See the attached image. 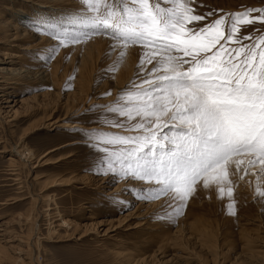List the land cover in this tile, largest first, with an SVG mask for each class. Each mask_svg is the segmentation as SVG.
<instances>
[{"label": "snow or ice", "instance_id": "6c2138e0", "mask_svg": "<svg viewBox=\"0 0 264 264\" xmlns=\"http://www.w3.org/2000/svg\"><path fill=\"white\" fill-rule=\"evenodd\" d=\"M80 3L32 17L47 59L97 37L121 61L130 51L138 59L115 101L86 109L78 118L86 127L61 129L102 157L94 174L137 182L125 190L138 201L165 198L171 211L161 223H175L201 186L215 185L238 216L234 185L254 178V199L264 203V0L237 11L209 0Z\"/></svg>", "mask_w": 264, "mask_h": 264}, {"label": "rangeland", "instance_id": "374dc122", "mask_svg": "<svg viewBox=\"0 0 264 264\" xmlns=\"http://www.w3.org/2000/svg\"><path fill=\"white\" fill-rule=\"evenodd\" d=\"M209 2L226 11L257 4V0ZM49 6L52 12L72 8L51 0H0V21L9 17L27 26L38 10L47 16ZM28 29L34 36L29 41L36 34ZM0 31V66H8L13 59L4 54L21 56L25 51L12 46L25 40H12L14 30L1 26ZM87 44L65 55L69 62L76 54V60L62 64L57 85L36 80L33 85L5 87L0 80V264H264V203L254 199V192L247 190L250 186H245L247 192L240 189L245 182L234 185L238 216L227 214L226 195L221 198L218 189L210 194L212 189L201 186L175 223H161L171 211L165 198L138 201L135 192L125 190L139 187L137 182H114L111 175L94 174L102 157L74 146L61 129L86 127L78 120L86 109L115 101L133 81L121 83L119 53L109 51L108 43L101 51L97 43ZM49 55L42 64L52 60ZM108 90L111 94L103 96ZM70 118L76 126L68 122ZM18 141L34 153L28 166H20L22 158L14 148ZM58 179L61 182H52ZM109 197L115 200L106 203Z\"/></svg>", "mask_w": 264, "mask_h": 264}, {"label": "bare ground", "instance_id": "6f19581e", "mask_svg": "<svg viewBox=\"0 0 264 264\" xmlns=\"http://www.w3.org/2000/svg\"><path fill=\"white\" fill-rule=\"evenodd\" d=\"M51 1H54V2H66L68 5H71L72 7H80L81 6V3H80V0H51ZM51 11H52V7L49 6L48 7ZM45 12V11H43ZM41 12V13H43ZM55 12V11H53ZM46 14L45 15H49V12L46 11L45 12ZM3 27L5 28L8 32L9 31H12L14 30V33L10 35V37H12L13 39L12 40H19L21 39H24L25 42H21V43H14V49L18 48V50H24L25 53L21 54V56H17L16 54H14L13 52H9L8 53H5V57H10L11 59H13V62H10V65L6 66H0V80H1V83L6 87L10 84L12 85H21V84H26V85H33L32 83L33 82H36V80H44L46 82H48V84L50 85H57L59 82H60V78H62L63 76V70H61V66L62 64H72L73 61H74V58L76 56V54H72V56H70L69 58V62H68V58H66V54H70V53H73L75 50H79L80 47H84V46H87L89 44H92V43H97L98 46L101 47L100 51L102 50L103 47L106 48V44L108 43L107 39L106 38H95L94 40L92 41H89L85 44H81V45H76L75 47H72V46H69L70 47V50L69 49H60L55 55H54V58H52V60L48 63H45V64H42L41 63V60L45 59L47 55H49L51 53L50 51V48L49 49H46L45 48V45H47L49 42L47 41L46 38L44 37H40L38 38L37 36H35L34 39L32 40H29L28 41V38L32 36L31 32L29 31V27L30 25L27 24V26H25L24 24H19L16 20H11L9 17L5 20H2L0 21V27ZM2 32V31H0ZM35 33V32H34ZM34 37V36H32ZM41 47H44L40 52L38 51L37 53V49L41 48ZM95 48V47H94ZM108 48V47H107ZM17 51V50H16ZM44 51V52H42ZM41 55H43L44 57L43 58H40V55L39 53H41ZM81 53V52H80ZM78 54V53H77ZM95 54V53H94ZM104 54V53H103ZM108 54V53H107ZM80 55V54H78ZM106 55V54H105ZM96 56V55H95ZM108 56V55H107ZM68 57V56H67ZM105 58V57H104ZM103 59V58H102ZM107 59V58H105ZM109 59V58H108ZM120 59V58H119ZM76 60V58H75ZM117 60V59H116ZM88 61V64H89V60ZM108 60H106L107 62ZM138 59L136 57V55L132 54L131 51L129 52L128 55H126L125 59L123 61H120V66H119V70L117 71L118 73V76L119 78L122 79V84L124 83H128L129 80L130 81H134L135 79V71H137V68L134 67V64L138 63L137 62ZM68 62V63H67ZM101 63V62H100ZM104 63V62H102ZM96 64V63H95ZM105 65V64H104ZM118 67L117 64H114ZM73 66V65H72ZM112 66V65H111ZM88 68H90V66H87ZM96 68V67H95ZM94 67L90 68V71L93 70ZM88 70V69H87ZM114 70V69H113ZM90 71H86V72H89ZM96 71V70H95ZM95 71L93 73H95ZM116 71V70H114ZM68 72V71H67ZM98 72V70L96 71ZM108 72H111V71H108ZM99 73V72H98ZM66 74V72H65ZM64 74V75H65ZM111 74V73H110ZM116 74V75H117ZM115 75V74H114ZM117 76V77H118ZM116 77V78H117ZM66 78V77H65ZM107 78V77H106ZM116 78L114 80H116ZM110 79V77H109ZM120 80V79H119ZM113 82V81H112ZM115 82V81H114ZM119 85V84H118ZM14 86V87H15ZM17 87V86H16ZM56 109H54L55 111ZM53 111V110H52ZM52 113H49L48 116H51ZM68 115V114H67ZM66 125H71V124H68V123H65ZM74 126H76V123H74ZM19 142V141H18ZM15 150H16V153L19 157L22 158V162L20 164V166H28L29 164H31V159L32 157L34 156V153H32V151L29 149V147L25 144L24 141H20L19 143H16L15 144ZM10 161L9 163L10 164H14L16 161L14 159V157L12 156H9L8 158ZM25 159L27 161H25ZM13 166V165H12ZM20 170V169H19ZM18 176V175H17ZM59 181L58 180H53L52 182L55 183ZM254 181V180H253ZM61 182V180L59 181ZM67 183V182H66ZM246 184V183H245ZM254 186H255V183L253 182ZM248 186L247 184L246 185H242V188H246ZM237 187V185H236ZM240 187V186H239ZM238 187V189H239ZM202 189V188H201ZM212 189L210 192V194H212V191L213 190H216V186L213 185L211 186ZM254 188L251 186V187H248L247 190L250 191L251 193L254 192L253 190ZM246 190V189H245ZM246 190V192H247ZM241 191V190H240ZM215 193V192H214ZM241 195V194H239ZM209 197L211 196H208V200L210 199ZM213 197V195H212ZM215 197V196H214ZM244 197V196H243ZM240 199V198H239ZM193 199H191L192 201ZM207 200V198H206ZM237 201V200H236ZM199 204L201 203L200 201L198 202ZM193 204V203H192ZM195 204V203H194ZM193 204V205H194ZM216 204V203H215ZM247 204H249L247 202ZM206 205V204H205ZM255 205V204H254ZM245 206L247 207V205L245 204ZM194 208V207H193ZM201 208V207H199ZM206 208V207H205ZM249 208L250 210L253 212L254 211V206L252 205H249ZM192 209V207H191ZM195 209V208H194ZM210 210V209H209ZM263 210H264V207H263ZM200 211V210H198ZM198 211L196 210V212L198 213ZM60 212V211H59ZM201 212V211H200ZM191 213V211H190ZM60 214V213H59ZM196 214V213H195ZM204 214V213H202ZM191 215V214H190ZM197 215V214H196ZM195 215V217L197 218V216ZM30 216V215H29ZM199 216V214H198ZM204 216V215H203ZM206 216V215H205ZM204 216V217H205ZM200 217V216H199ZM198 217V218H199ZM207 218V217H206ZM219 218V217H218ZM194 219V218H193ZM205 219V218H204ZM36 220V219H35ZM197 220V219H196ZM203 220V219H202ZM207 220V219H206ZM210 220V219H209ZM32 222V221H31ZM38 222V220H37ZM63 222L65 224H67V226L70 224L69 221H67L66 219L63 218ZM193 222V221H192ZM202 222V221H201ZM212 222V221H211ZM199 223V222H198ZM205 223V222H204ZM225 223V222H224ZM193 224V223H192ZM211 224V223H210ZM37 225V224H36ZM198 225V224H197ZM65 226V225H64ZM193 226H195L193 224ZM197 227V226H196ZM195 227V228H196ZM200 230H203V229H200ZM199 230V231H200ZM208 232V230H206ZM212 231V230H211ZM202 234V233H201ZM212 236V235H211ZM210 236V238H211ZM214 236V235H213ZM252 236V235H251ZM250 236V237H251ZM209 239V238H207ZM213 239V237H212ZM211 240V239H210ZM209 240V241H210ZM212 241V240H211ZM212 244V243H211ZM252 255V254H251ZM4 257V256H3ZM255 259V258H254ZM214 260V259H213ZM15 261V260H14Z\"/></svg>", "mask_w": 264, "mask_h": 264}]
</instances>
